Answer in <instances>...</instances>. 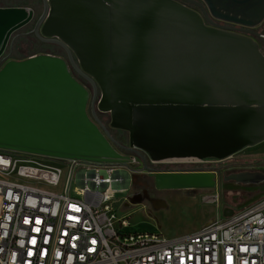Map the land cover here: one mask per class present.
<instances>
[{"label": "water", "instance_id": "water-1", "mask_svg": "<svg viewBox=\"0 0 264 264\" xmlns=\"http://www.w3.org/2000/svg\"><path fill=\"white\" fill-rule=\"evenodd\" d=\"M185 1L197 9L177 0H42L36 17L0 7V148L116 166L134 153L150 170L146 157L223 160L264 141V39L253 29L264 0ZM34 20L35 36L67 57H12L15 33ZM106 112L109 126L99 117ZM110 128L126 131L128 143ZM154 172L158 189L216 185L214 171Z\"/></svg>", "mask_w": 264, "mask_h": 264}, {"label": "built area", "instance_id": "built-area-1", "mask_svg": "<svg viewBox=\"0 0 264 264\" xmlns=\"http://www.w3.org/2000/svg\"><path fill=\"white\" fill-rule=\"evenodd\" d=\"M253 29L264 39L262 23ZM129 157L116 166L0 148V264H264V196L180 237L130 231L111 206L127 177L118 169L137 165Z\"/></svg>", "mask_w": 264, "mask_h": 264}, {"label": "rangeland", "instance_id": "rangeland-1", "mask_svg": "<svg viewBox=\"0 0 264 264\" xmlns=\"http://www.w3.org/2000/svg\"><path fill=\"white\" fill-rule=\"evenodd\" d=\"M8 3L10 6L30 9L36 17L43 10L42 0H8ZM262 24L264 25V21ZM32 52H36V49L24 46L20 50L22 56ZM99 117L109 126V113L99 114ZM121 143L127 144L128 136L123 137ZM129 155L137 157V165L132 168L133 173L128 174L123 184L116 185L111 206L119 216L126 217L130 231L158 233L167 238L180 237L199 231L207 221L221 214L227 207L245 208L264 196V179L237 182L225 177L230 173L244 171L264 173V164L247 163L249 160L264 158V141L223 160L171 159L153 162L149 157L146 158L147 165L157 169L202 167L207 171L212 170L210 167L222 165L220 171H215L214 187L158 189L155 174L145 169L143 159L134 153ZM123 173L127 171L118 169V174Z\"/></svg>", "mask_w": 264, "mask_h": 264}, {"label": "flooded vegetation", "instance_id": "flooded-vegetation-1", "mask_svg": "<svg viewBox=\"0 0 264 264\" xmlns=\"http://www.w3.org/2000/svg\"><path fill=\"white\" fill-rule=\"evenodd\" d=\"M177 1L187 5L188 7L197 9V6L195 4H193V3H191V2H188V1H185V0H177ZM193 1H195V0H193ZM35 21L36 20H34L33 22H31L30 24H28L27 26H25L24 28L20 29L19 31H17L15 33V34H20V36H19V38L17 40L20 39L22 42L20 44L18 42L16 43L15 49L13 51V54L16 51H20L22 47L26 46L29 49L30 48L31 49H36V53H42V52L43 53H51V54H55V55H58V56L67 57L66 50L63 47H61L60 45L54 44V43L43 42V41H41L40 39H38L35 36V34L32 32L34 24H35ZM12 57H13V55H12ZM79 79L84 84H86L89 87H91V84L86 79H84L81 76H79ZM99 114L102 115L103 113H99ZM110 132L113 135V137L117 141H119L120 143L122 142V138L123 137L128 136V133L126 131L120 130V129L110 128ZM146 165H147V163H146ZM147 167L150 169L149 172L150 173H154V174H155L154 170H196V171H206V170H203L202 167H199V168L198 167H192V168H182V169H180V168H168V169H159L158 168L157 169V168H154V167H149L148 165H147ZM210 168H212V170H209V171L218 172V171L221 170L222 165L221 166H213V167H210ZM244 172H246V171H244ZM249 172L254 173L253 180H263L264 179V173H261V172H258V171H249ZM237 173H240V172H237ZM232 174H236V173H230L228 176L225 175V177L228 179Z\"/></svg>", "mask_w": 264, "mask_h": 264}, {"label": "trees", "instance_id": "trees-1", "mask_svg": "<svg viewBox=\"0 0 264 264\" xmlns=\"http://www.w3.org/2000/svg\"><path fill=\"white\" fill-rule=\"evenodd\" d=\"M0 3L3 5H0V7H14V6H10L9 3H8V0H0ZM17 42L20 44L22 41L19 39L17 40ZM36 52H32L30 55H33L35 54ZM248 164H264V158L262 159H253V160H249L247 161Z\"/></svg>", "mask_w": 264, "mask_h": 264}, {"label": "crops", "instance_id": "crops-1", "mask_svg": "<svg viewBox=\"0 0 264 264\" xmlns=\"http://www.w3.org/2000/svg\"><path fill=\"white\" fill-rule=\"evenodd\" d=\"M27 56H29V55L22 56V54L20 53V51H16V52L13 54V57L16 58V59H23V58H26Z\"/></svg>", "mask_w": 264, "mask_h": 264}]
</instances>
